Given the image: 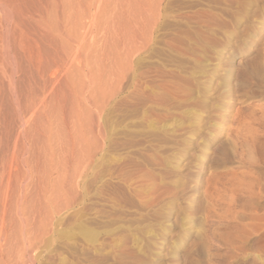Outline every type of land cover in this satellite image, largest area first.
I'll use <instances>...</instances> for the list:
<instances>
[{"label":"rangeland","instance_id":"1","mask_svg":"<svg viewBox=\"0 0 264 264\" xmlns=\"http://www.w3.org/2000/svg\"><path fill=\"white\" fill-rule=\"evenodd\" d=\"M153 12L36 264H264V0Z\"/></svg>","mask_w":264,"mask_h":264},{"label":"bare ground","instance_id":"2","mask_svg":"<svg viewBox=\"0 0 264 264\" xmlns=\"http://www.w3.org/2000/svg\"><path fill=\"white\" fill-rule=\"evenodd\" d=\"M159 2L0 0V264H36L65 227Z\"/></svg>","mask_w":264,"mask_h":264}]
</instances>
